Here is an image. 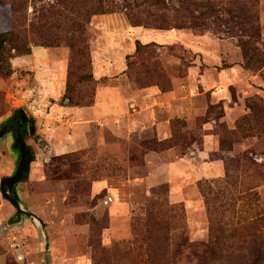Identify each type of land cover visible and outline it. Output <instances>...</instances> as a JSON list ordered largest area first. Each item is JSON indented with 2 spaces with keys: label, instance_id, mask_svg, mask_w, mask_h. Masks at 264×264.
I'll use <instances>...</instances> for the list:
<instances>
[{
  "label": "rangeland",
  "instance_id": "1",
  "mask_svg": "<svg viewBox=\"0 0 264 264\" xmlns=\"http://www.w3.org/2000/svg\"><path fill=\"white\" fill-rule=\"evenodd\" d=\"M12 1L16 24L26 30L41 6L55 2ZM9 6L7 2L0 9V29L13 21ZM258 10L259 46L264 48V0ZM85 32L94 81L80 84L72 99L65 98V88L77 80L81 69L73 67L70 73L64 42L42 47V58L34 56L35 62L52 63L53 80L43 79L40 70L33 77L26 67L16 69L15 59L25 55L14 50L9 51L13 73L0 75L7 106L0 123L8 118L11 127L10 115L18 108L29 118L21 136L31 162L26 179L14 185V194L39 217L47 237L43 240L27 218L5 228L13 204L2 199L0 189V264H144L145 244L134 239L132 226L145 218L147 202L160 198L181 205V225L171 238L175 264H195L201 256L209 261L205 254L209 243L217 248L215 264H264V134L236 139L230 133L249 112L248 99L256 96L264 102V67L256 73L243 67L235 37L190 27L135 26L122 10L92 17ZM136 40L147 46L139 56L130 57V72L140 62L156 60L169 81L168 90L157 85L140 88L125 71ZM238 71L243 76L236 78ZM114 83L120 98L128 94L129 106L122 115L86 128V144L70 141L65 147L50 140L52 125L47 124L44 133V122L31 116L33 101L35 110L43 112L56 109L54 102L88 107L85 104L94 103L99 85ZM183 101L185 111L177 106ZM56 120L65 134L77 132L66 118ZM108 123L117 130L111 131ZM168 139L174 145L163 150L140 147L142 141ZM205 145L208 152L203 158ZM53 146L56 149L51 150ZM180 158L189 160L190 170L174 174L170 163ZM18 162L13 135L8 133L0 140V185L2 178L15 173ZM203 181L214 188V197L205 198L199 187ZM9 192L12 195L13 190ZM254 232L256 240L250 236Z\"/></svg>",
  "mask_w": 264,
  "mask_h": 264
},
{
  "label": "trees",
  "instance_id": "2",
  "mask_svg": "<svg viewBox=\"0 0 264 264\" xmlns=\"http://www.w3.org/2000/svg\"><path fill=\"white\" fill-rule=\"evenodd\" d=\"M19 1L25 3V0ZM121 1L122 3L119 4L120 0H55L54 3L41 6L37 10L35 21L30 22L28 30H26L25 26L16 24L14 17L15 2L0 0V9L9 2V9L13 18L8 28L2 27L0 29V75L9 77L13 73L10 50H14L19 55H28L33 44L47 48L58 46L64 42L69 48L70 73L73 72V67L76 70L81 69L78 70L80 72L77 80L72 84L68 83L65 88V98L72 99V93L78 89L80 84L94 81L90 71L86 25L92 17L116 10H122L131 23L133 25L135 23V26L157 29L190 27L201 31L212 30L216 33H225L237 39L242 56V65L246 70L256 73L264 67V48L259 46L258 3L260 0ZM29 34L33 37H27ZM146 46L136 40L133 52L127 56L125 71L130 73L135 84L140 88L157 85L162 91H166L170 88V84L156 60L140 62L135 66L133 72H130L132 65L130 57L139 56ZM92 103L93 101H90L85 106ZM70 105L84 106L75 102ZM246 106L249 112L242 115L235 122L234 129L230 130L236 139L264 134V102L255 96L247 100ZM6 111L4 93L0 91V117ZM10 122L11 127L8 128H18L22 134V127L26 124L20 122L18 109L13 111ZM22 143H24L23 139ZM172 145H174L172 140L168 139V141H142L140 147L163 150ZM25 149L28 151L26 145ZM20 160L24 161L21 158ZM21 161L17 171L12 176L2 178L0 185L3 196L14 203L17 201L14 185L27 177L28 165L22 164ZM199 185L205 198L214 197L215 190L209 183L203 181L199 182ZM11 189L13 190L12 195L9 194ZM180 206L179 204L170 205L167 200L162 198L149 200L146 204L145 218L133 223L134 239L141 240L145 244L146 259L144 264H175L170 257V248L172 232L180 227L182 221L179 215L181 214ZM250 236L254 240L257 238L255 232ZM191 246L197 248L196 244ZM205 251V254L209 256V261L205 259L206 256H201L196 259L195 264H215L218 257L216 245L214 243L205 245Z\"/></svg>",
  "mask_w": 264,
  "mask_h": 264
},
{
  "label": "crops",
  "instance_id": "3",
  "mask_svg": "<svg viewBox=\"0 0 264 264\" xmlns=\"http://www.w3.org/2000/svg\"><path fill=\"white\" fill-rule=\"evenodd\" d=\"M162 38L164 40H170V39H167V36L162 37ZM184 38L187 40L186 37H184ZM41 48L42 47H32L31 52L28 55L17 57L15 59V62L19 66L15 67V68L17 69V68H21V67H23V68L26 67V69L28 68L27 70L32 73L33 77H36L37 73L40 70L41 72L45 73V76L43 77V79L50 78V80L51 79L53 80V75L56 72H55V70L51 69L52 68L51 67L52 63L51 64H43V63H40V62H35V59H34L35 58L34 57L35 53H38V54H36V56L38 58H42L43 57V55L41 54ZM47 68H50V69L48 71H46ZM121 72H123V70ZM239 76H243V74L238 71V75H237L236 78H239ZM259 76L260 75L257 74L255 76H252V78H257ZM36 81H37V79H36ZM200 81L201 80H199V82ZM34 82H35V80H34ZM224 82L225 81H221L220 82L222 86L225 85ZM262 82L264 84V81H262ZM113 87H117V85L115 83H114V85H111V86H109L108 84L107 85H99L98 88H97V91H96L95 101H94V103L91 106H88V107H73V106H67V105L59 106V105H56V102H54V103L52 102L53 103V104H51L52 107L56 106V109L53 110V109H49L48 108L46 111L43 112L41 110H35L36 109V108H34L35 102L33 101L30 104V107L31 106L33 107V111L31 112V116H33V117L39 116L40 117L39 120L44 122V124H42V127H44L43 128V132L44 133H46V125L47 124H48V126L52 125L51 127H53V128H51V133H50L51 134L50 135L51 138H50V140L54 139L57 142L59 141V143L65 145V147H67V146L69 147V145L67 143L70 142V141H73L74 145L86 144L87 141H88L87 140V135H86L87 133L85 134V132H84V130L86 128H89L90 126L94 125L98 121H101L102 119H107L109 116L110 117L119 116V114H121V113H123L125 111V108L127 107V105L129 106V102H128V99H127L128 98V94L124 92L123 93V98H120L118 96V92H117L119 87H117L116 89L113 88ZM101 88L102 89H107V91L104 92L105 94L103 96H101V94H100L102 92ZM38 89H39V83L37 81V83H34V90L37 92ZM112 90L115 91L114 95L109 94V92H111ZM38 96L39 95H37V99H38ZM42 97H43V95L41 96V98ZM37 99L35 100L36 102H37ZM49 100H52V99L50 98ZM177 106L181 110L185 111V106H187V103H186V101H183L182 103H180ZM20 110H22L24 112V114L26 116V119L29 121V118H28L27 114L25 113V110L22 109V108H18V111H20ZM61 117L66 118L70 123H74L75 124V131H77V132L76 133L66 132V134H65V131H64L63 128L59 127L58 125L56 126L57 123L61 122L60 120H56V119L57 118L60 119ZM10 118H12V115H10ZM41 118H43V119H41ZM8 121H9V119L6 118L4 121H2L0 123V140H1L2 137L7 135L8 133H11V135H13V132L15 131V129L13 130L11 128H8L9 125H8V127L6 129H3L1 127V125H4V124L7 125ZM20 122H22L21 119H20ZM22 123H24V122H22ZM28 123H24V124L27 125ZM107 126H108V128L111 131H116L117 130V129L115 130L113 128V125L110 124V123H108ZM13 138H14V149L17 150L18 153H19V162H20L21 161L20 160V158H21V154H20L21 145H20V150H19V146L17 144L16 138L14 137V135H13ZM54 149H56L55 146H53L51 148V150H54ZM207 152H208V149H207V146L205 145V150L203 152H201L203 154L202 155L203 158L207 154ZM19 162H18V164L16 166V171L18 169ZM188 162H189V160L183 159V158H180L178 160H175L174 162H171L170 163V167L172 168V172L174 174H178V173L190 170V168L187 167ZM205 172H206V170H205ZM2 199L5 200V201H10L13 204V211H12V213L8 216V218L5 221V224H4L5 228H11L12 226L20 225L21 223L24 222V219L27 218L34 225L36 231L38 230L39 233H41L40 230L43 229V231H44V233L46 235L45 227L43 226V223L41 222L39 217L34 215L32 212H30L19 199H17L16 203H14L11 200H8L7 198H5L3 196V194H2ZM18 204L21 205V209L24 212H27V213L33 215L34 217H36V219L39 221V224L41 225L40 228L31 220V218L29 216H26L25 214L22 215L21 221L19 223L13 224L11 226L7 225L8 220L11 217H15L14 213L17 210L16 205H18Z\"/></svg>",
  "mask_w": 264,
  "mask_h": 264
},
{
  "label": "water",
  "instance_id": "4",
  "mask_svg": "<svg viewBox=\"0 0 264 264\" xmlns=\"http://www.w3.org/2000/svg\"><path fill=\"white\" fill-rule=\"evenodd\" d=\"M18 117H19V119H21V121L24 122V123H28V122H29V121L26 119V116H25V114H24V112H23L22 110L18 111ZM21 150H22V151H23V150H26V149H25V145H24V143L21 144ZM25 155H26L25 164L29 165L30 162H31V157H30V154H29V152H28L27 150H26V152H25ZM16 208H17V210H16V212L14 213V216H15V217H11V218L8 220V223H7L8 226H11V225H13V224L19 223V222L21 221L22 215L25 214L26 216H29V217L31 218V220H32V221H33V222H34V223L40 228L41 225L39 224V221L36 219V217H34L33 215H31V214H29V213H27V212H24V211L21 209V205H20V204L16 205ZM40 231H41L40 234H41L43 240H45L46 235H45L43 229L40 230Z\"/></svg>",
  "mask_w": 264,
  "mask_h": 264
},
{
  "label": "flooded vegetation",
  "instance_id": "5",
  "mask_svg": "<svg viewBox=\"0 0 264 264\" xmlns=\"http://www.w3.org/2000/svg\"><path fill=\"white\" fill-rule=\"evenodd\" d=\"M1 127H2L3 129H6V128L8 127V124H7V125H6V124L1 125ZM13 130H14V129H13ZM13 135H14V137L16 138V141H17V144H18V146H19V150H20V144L22 143L21 132L17 131L16 128H15V131L13 132ZM25 152H26V150H23V151L20 150L21 159H22V160L24 159V161H21L22 164H24V163H25V160H26Z\"/></svg>",
  "mask_w": 264,
  "mask_h": 264
}]
</instances>
